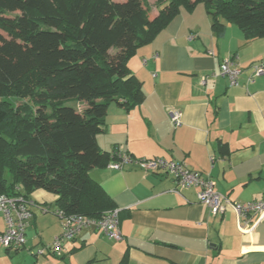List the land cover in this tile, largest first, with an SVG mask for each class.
<instances>
[{"label": "crops", "instance_id": "obj_1", "mask_svg": "<svg viewBox=\"0 0 264 264\" xmlns=\"http://www.w3.org/2000/svg\"><path fill=\"white\" fill-rule=\"evenodd\" d=\"M231 56L242 70L234 87L219 73ZM254 64L264 67V37L246 42L237 27L226 24L218 38L203 7L181 9L127 62L141 82L143 102L130 110L110 103L96 136L108 163L89 177L119 211L122 239L83 229L63 244L59 256L33 255L62 232L57 197L35 190L26 199L31 216L25 246L0 247V264H264V213L240 229L230 207L211 215L198 202L196 187L176 193L165 173L147 174L126 164L108 168L115 149L135 160H171L211 179L214 191L230 202L264 201V76L248 81ZM176 112L178 126L170 121ZM5 230L0 213V234Z\"/></svg>", "mask_w": 264, "mask_h": 264}, {"label": "trees", "instance_id": "obj_2", "mask_svg": "<svg viewBox=\"0 0 264 264\" xmlns=\"http://www.w3.org/2000/svg\"><path fill=\"white\" fill-rule=\"evenodd\" d=\"M198 3L216 37L226 24L264 37V0H157L156 16L147 0H0V196L44 190L56 212L95 220L114 210L89 177L108 163L96 142L108 105L143 102L127 62Z\"/></svg>", "mask_w": 264, "mask_h": 264}, {"label": "built area", "instance_id": "obj_3", "mask_svg": "<svg viewBox=\"0 0 264 264\" xmlns=\"http://www.w3.org/2000/svg\"><path fill=\"white\" fill-rule=\"evenodd\" d=\"M158 55H154L156 60ZM236 57L231 56L222 61L219 66V73L226 77L231 87L238 86L242 70L236 64ZM147 63L143 60V64ZM251 75L248 79L253 82L256 77L264 76V67L261 64L251 65ZM205 78H201V84H204ZM179 113H171L170 121L174 126L179 125ZM114 161L108 164L112 170H120L126 165H134L147 174L165 173L170 176L176 188L174 192L186 190L191 187L199 189L197 200L200 204L208 208L211 215H221L230 207L237 216L240 229H244L251 224V220L264 213V201H255L249 203L230 202L224 196L216 193L213 189L214 183L209 178H203L201 175L189 171L184 164L161 158L135 160L127 153H122L117 149L110 153ZM29 202L22 196L6 197L0 196V213L5 219L6 230L0 234V247L7 251H19L24 248L25 228L27 220L30 218ZM61 221L62 232L58 235L51 245L38 249L33 253L35 256H42L47 253L59 256L63 244L75 239L83 229H92L113 241H120L122 235L119 229V211L117 209L108 211L100 219H90L82 215H64L62 212H56Z\"/></svg>", "mask_w": 264, "mask_h": 264}, {"label": "rangeland", "instance_id": "obj_4", "mask_svg": "<svg viewBox=\"0 0 264 264\" xmlns=\"http://www.w3.org/2000/svg\"><path fill=\"white\" fill-rule=\"evenodd\" d=\"M115 1H123V0H115ZM148 1V4L150 5L151 9H152V15L154 16L155 13H156V9H155V2L157 0H147ZM196 6H198L200 9H202L203 5L201 3H198ZM0 34L4 37H6V35L0 31ZM66 107H70V108H73V109H80L81 107H79L77 104L73 103V102H68L66 103Z\"/></svg>", "mask_w": 264, "mask_h": 264}]
</instances>
